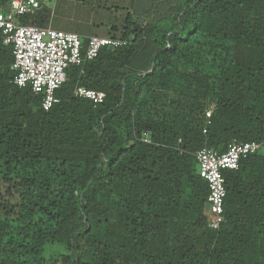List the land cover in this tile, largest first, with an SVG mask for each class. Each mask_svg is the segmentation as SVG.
Returning <instances> with one entry per match:
<instances>
[{
  "label": "trees",
  "instance_id": "trees-1",
  "mask_svg": "<svg viewBox=\"0 0 264 264\" xmlns=\"http://www.w3.org/2000/svg\"><path fill=\"white\" fill-rule=\"evenodd\" d=\"M132 8H110L120 29L64 26L83 48L98 29L127 44L69 67L48 111L0 40V264H264V152L223 172L218 230L194 157L264 142V0H177L148 23ZM54 22L43 2L17 19Z\"/></svg>",
  "mask_w": 264,
  "mask_h": 264
},
{
  "label": "built area",
  "instance_id": "built-area-1",
  "mask_svg": "<svg viewBox=\"0 0 264 264\" xmlns=\"http://www.w3.org/2000/svg\"><path fill=\"white\" fill-rule=\"evenodd\" d=\"M40 9V0H11L8 10L0 11V40L2 45L12 48L13 84L29 87L34 94L41 95V108L48 111L58 103L55 92L66 81L69 67L95 59L103 48H120L127 42L118 37L90 36L83 48L81 36L75 33L17 23L19 17H34ZM73 95L93 104H101L105 99L104 93L85 88H76ZM212 109L213 106L207 111V118ZM261 149L264 142H247L232 143L221 154L207 148L195 153L198 174L208 186L211 230H218L223 223V172L237 170L242 159Z\"/></svg>",
  "mask_w": 264,
  "mask_h": 264
},
{
  "label": "rangeland",
  "instance_id": "rangeland-1",
  "mask_svg": "<svg viewBox=\"0 0 264 264\" xmlns=\"http://www.w3.org/2000/svg\"><path fill=\"white\" fill-rule=\"evenodd\" d=\"M132 0H97L96 2L93 0L92 3L87 5L83 9V17H86V20L90 21L89 24H102L104 23H112L115 24L119 29L121 27V23L124 17V11L119 10L115 13L114 10H111L110 8L112 6L118 7V8H130L133 7V11L135 13V17L137 16L140 21L143 23H148L152 20H155L159 17H164L166 14L173 8L174 3L177 0H133L132 4L130 5V2ZM45 4V7L50 10L51 18H53L55 21H57V17L61 18L64 15L60 12H66V13H74L75 7L77 8L78 4H81L79 0H60V4L62 7H66V3L69 5L70 8H62L59 9V6L56 10L57 3L52 0H41ZM75 4V5H74ZM74 5V8H71V6ZM130 5V6H129ZM107 7L106 11H103L102 9L104 7ZM101 7V8H100ZM131 9V10H132ZM57 12V14H54V12ZM109 10V11H108ZM73 11V12H72ZM130 11V10H129ZM54 14V15H53ZM104 26V25H103ZM53 29L57 28L56 25L51 26ZM106 27V26H105ZM107 28V27H106ZM66 31H70L68 28H62ZM97 30V29H94ZM95 33L99 35H103L102 31L98 29V31H95ZM262 152H264V149H261Z\"/></svg>",
  "mask_w": 264,
  "mask_h": 264
},
{
  "label": "crops",
  "instance_id": "crops-1",
  "mask_svg": "<svg viewBox=\"0 0 264 264\" xmlns=\"http://www.w3.org/2000/svg\"><path fill=\"white\" fill-rule=\"evenodd\" d=\"M41 1V0H40ZM52 1H54V2H56L57 3V5H56V10H57V7L59 6V9H62V8H64V7H62V5L60 4V0H52ZM66 9L67 8H70V7H68V6H70L69 5V2H68V4L66 3ZM75 5V4H74ZM74 5L73 6H71V8H74ZM75 10H77V11H75L74 13H66V12H63V11H61L60 10V12L64 15L63 17H61V18H56L57 19V21H55L54 23H51L50 24V26H52V25H56L57 26V28H56V30H62V31H64V29H62V28H65L64 26L65 25H67V26H69V25H86V24H89L90 23V21H88V20H86V17H83V15L81 16V14L83 13V9H76V7L74 8ZM56 10H55V12H54V14H57V12H56ZM73 12V11H72ZM53 14V15H54ZM49 26V27H50ZM52 28V27H51ZM55 29V28H54ZM83 35H84V32L82 33ZM82 35V36H83ZM99 35V34H98ZM81 36V35H80ZM99 36H101V35H99Z\"/></svg>",
  "mask_w": 264,
  "mask_h": 264
}]
</instances>
